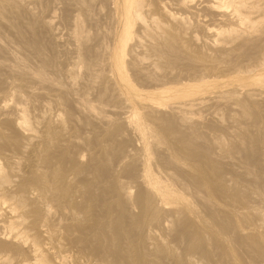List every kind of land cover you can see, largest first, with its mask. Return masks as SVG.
<instances>
[{
	"label": "bare ground",
	"instance_id": "obj_1",
	"mask_svg": "<svg viewBox=\"0 0 264 264\" xmlns=\"http://www.w3.org/2000/svg\"><path fill=\"white\" fill-rule=\"evenodd\" d=\"M0 264H264V0H0Z\"/></svg>",
	"mask_w": 264,
	"mask_h": 264
}]
</instances>
